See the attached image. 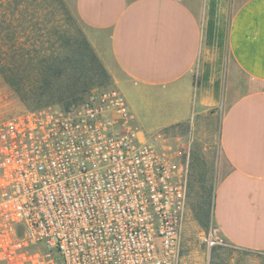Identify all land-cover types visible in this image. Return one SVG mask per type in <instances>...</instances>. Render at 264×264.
Segmentation results:
<instances>
[{
    "label": "built area",
    "instance_id": "2783aa9c",
    "mask_svg": "<svg viewBox=\"0 0 264 264\" xmlns=\"http://www.w3.org/2000/svg\"><path fill=\"white\" fill-rule=\"evenodd\" d=\"M146 142L117 87L2 122L0 264H180L190 148Z\"/></svg>",
    "mask_w": 264,
    "mask_h": 264
},
{
    "label": "crops",
    "instance_id": "0c3cea01",
    "mask_svg": "<svg viewBox=\"0 0 264 264\" xmlns=\"http://www.w3.org/2000/svg\"><path fill=\"white\" fill-rule=\"evenodd\" d=\"M66 2L113 85L159 104L165 136L219 115L214 222L264 252V0Z\"/></svg>",
    "mask_w": 264,
    "mask_h": 264
},
{
    "label": "rangeland",
    "instance_id": "374dc122",
    "mask_svg": "<svg viewBox=\"0 0 264 264\" xmlns=\"http://www.w3.org/2000/svg\"><path fill=\"white\" fill-rule=\"evenodd\" d=\"M30 2L34 15L29 19V29L34 32L33 37L42 36V40L46 43L45 47L51 48L58 42L55 32L68 36L77 35L78 30L84 33L66 0H30ZM112 87L116 86L111 82L107 86L97 85L91 91ZM120 91L128 105L133 108L136 117L134 125L146 138V143L157 144L158 138H164L168 141L170 139L172 144L182 143L190 148L188 210L183 226L180 264H264V252L239 250L222 237L214 219L207 227L197 219L201 206L209 203L217 187L219 115L216 119L207 117L201 120L195 117L189 122L176 126L172 130L174 136L169 138L161 129L162 115L158 111L159 104L146 98H139L138 94L132 91ZM27 110L29 109L26 104L0 76V124ZM211 188L213 192L210 193ZM211 238L215 242L213 246H210Z\"/></svg>",
    "mask_w": 264,
    "mask_h": 264
},
{
    "label": "trees",
    "instance_id": "16d2710c",
    "mask_svg": "<svg viewBox=\"0 0 264 264\" xmlns=\"http://www.w3.org/2000/svg\"><path fill=\"white\" fill-rule=\"evenodd\" d=\"M33 15L30 0H0V76L29 110H71L93 87L112 82L82 30L55 32L58 42L47 48L29 29ZM213 194L197 216L204 227L215 218Z\"/></svg>",
    "mask_w": 264,
    "mask_h": 264
}]
</instances>
